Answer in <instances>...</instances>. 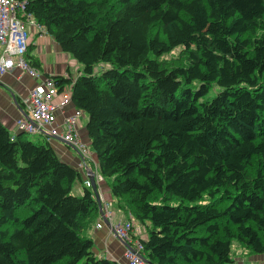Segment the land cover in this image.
Returning a JSON list of instances; mask_svg holds the SVG:
<instances>
[{
    "label": "trees",
    "instance_id": "16d2710c",
    "mask_svg": "<svg viewBox=\"0 0 264 264\" xmlns=\"http://www.w3.org/2000/svg\"><path fill=\"white\" fill-rule=\"evenodd\" d=\"M20 1L81 67L51 79L87 116L82 141L97 164L86 173L144 225L140 255L264 254V0ZM32 48L25 60L40 70ZM44 138L0 122V264H118L87 236L102 216L83 173Z\"/></svg>",
    "mask_w": 264,
    "mask_h": 264
},
{
    "label": "built area",
    "instance_id": "2783aa9c",
    "mask_svg": "<svg viewBox=\"0 0 264 264\" xmlns=\"http://www.w3.org/2000/svg\"><path fill=\"white\" fill-rule=\"evenodd\" d=\"M30 29L44 32L31 14L26 12L25 1L0 0V77L20 70L31 78L40 81L27 91L20 100L24 116L16 123L17 133L27 135H43L47 140L57 138L68 147L76 150L79 156L77 170H85L86 164L94 165L92 152L88 145L81 140L78 130V121L82 114L80 110L67 116L63 128L56 126V111L66 106L70 101V87L59 92L55 88L51 76H42L40 70L30 65L25 60V53L29 44ZM62 95V100L54 102L56 96ZM95 181L101 180L94 168ZM84 184L91 188L89 180L85 177ZM104 217L110 223L112 235L123 243V259L115 261L118 264H147L141 257L142 245L134 239V221L128 216L124 221H115L113 214L104 205ZM104 225L103 221L97 224V228Z\"/></svg>",
    "mask_w": 264,
    "mask_h": 264
},
{
    "label": "crops",
    "instance_id": "0c3cea01",
    "mask_svg": "<svg viewBox=\"0 0 264 264\" xmlns=\"http://www.w3.org/2000/svg\"><path fill=\"white\" fill-rule=\"evenodd\" d=\"M29 35V44L33 45L30 56L35 57L39 61L43 77L69 75L75 79L80 74V65L69 54L60 51L56 42L45 32L40 33L30 29ZM39 81L40 79L35 80L20 70H14L0 77V122L11 134L17 133L16 123L24 116V111L19 109V106L14 101V97L20 103V100L27 94V91ZM66 89L69 90V88ZM61 100L62 95H58L54 99V102L58 104ZM75 109L71 101H69L66 106L57 110L56 126L63 128L65 118L71 115ZM86 122L87 116L83 114L78 121V130L81 140H87L84 129ZM39 136L44 138L43 135ZM48 142L62 161L77 169L79 156L73 148L67 147V145L57 138L49 139ZM92 159L94 163L97 164L96 157L92 156ZM82 173V182H84L85 177L88 179V174L85 170L82 171ZM82 182L74 184L76 185L77 192L80 193L79 196L83 193ZM96 186L102 206L105 207L104 205L107 204L108 211H110V204L108 202L113 203L114 209L110 211L113 214V219L115 221H124L128 219L126 214L117 210L116 203L111 196L110 187L107 182L101 178V180L96 182ZM74 194L77 195L76 193ZM102 221L101 217L98 216L95 224L88 229L87 236L92 239L94 250L99 257H106L113 261H121L124 251L123 243L112 235L109 226L104 222L101 228H97V224ZM135 224L133 226V236L136 239H146V229L143 235L136 234L135 232L139 233V228L137 229ZM236 248H234L235 254L232 255L233 261L231 264H264V254L246 256L245 253L239 255L236 253Z\"/></svg>",
    "mask_w": 264,
    "mask_h": 264
},
{
    "label": "rangeland",
    "instance_id": "374dc122",
    "mask_svg": "<svg viewBox=\"0 0 264 264\" xmlns=\"http://www.w3.org/2000/svg\"><path fill=\"white\" fill-rule=\"evenodd\" d=\"M181 48H177L176 50L170 52L171 54L165 56L166 58L170 59V58H175L179 52H180ZM107 66L106 65H99L95 68V70H98L100 68H106ZM28 138L30 141H32L33 143H44V138L42 136H39V135H28ZM82 191V189H81ZM73 193H76L77 195H79L80 193L77 192L76 190V185L73 186ZM110 204V207H109V210L110 211H113L114 207H113V203L112 202H108ZM135 224V223H134ZM135 227H137V229L139 228V233L135 232L136 234H144L145 233V227L142 225V224H138L136 223L135 224ZM235 248H236V245H235ZM235 250V249H234ZM236 253L241 255L240 251L241 250L240 248H236ZM235 254V253H234Z\"/></svg>",
    "mask_w": 264,
    "mask_h": 264
},
{
    "label": "water",
    "instance_id": "95a60500",
    "mask_svg": "<svg viewBox=\"0 0 264 264\" xmlns=\"http://www.w3.org/2000/svg\"><path fill=\"white\" fill-rule=\"evenodd\" d=\"M14 101L15 103L17 104L16 102V99L14 97ZM18 105V104H17ZM19 106V105H18ZM19 109L22 111L21 107L19 106ZM24 115V114H23ZM88 180L90 182V185H91V190L94 194V197H95V200H96V203H97V207H98V210L100 212V215L102 216V220L103 222L106 224V225H110V223L108 222V220L105 219L104 217V214H103V207H102V203L100 201V197H99V194H98V191H97V186H96V182H95V178H94V174H92L90 171H88ZM140 257L147 263L149 264L141 255Z\"/></svg>",
    "mask_w": 264,
    "mask_h": 264
}]
</instances>
